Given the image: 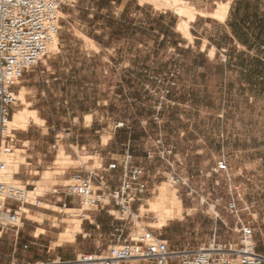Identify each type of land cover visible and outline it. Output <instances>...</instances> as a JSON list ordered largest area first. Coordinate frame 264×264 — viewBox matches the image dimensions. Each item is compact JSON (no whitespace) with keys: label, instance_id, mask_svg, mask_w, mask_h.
<instances>
[{"label":"rangeland","instance_id":"obj_1","mask_svg":"<svg viewBox=\"0 0 264 264\" xmlns=\"http://www.w3.org/2000/svg\"><path fill=\"white\" fill-rule=\"evenodd\" d=\"M127 1L124 10H104L98 19L101 33L95 31L98 24L93 27L91 22L97 0H70L62 8L58 47L14 87L18 100L13 116L18 110H31L39 117L38 122L29 120L32 142L22 141L28 127L16 129L22 162L15 182L27 184L28 189L38 186L39 195L46 197L58 187L70 201L73 198L64 191L75 171L104 169L114 160H123L130 149L149 189L134 205L135 214L124 221L126 234L135 235L147 226L172 246L200 247L214 236L238 240L236 224L241 219L254 225L255 242L264 252L261 73L237 72V65L226 66L219 56L209 62L198 48L186 47L177 29L183 16L172 3L121 0V4ZM180 2L196 8L193 0ZM84 33L103 36L101 52ZM172 73L176 86L169 84ZM160 101L164 104L157 119ZM120 123L125 125L118 127ZM222 159L227 160L229 172L214 171ZM173 175L177 184L170 180ZM162 183L178 191L183 209L181 216L157 227V212L140 207H148ZM234 199L239 212L228 207ZM39 207L32 206L29 212L34 214L32 210ZM66 211L69 225L74 219L82 223L89 218L80 215L79 208ZM104 213L110 221L115 218ZM27 222L24 217L20 243ZM103 238L99 245L94 238L85 242L92 250L108 251L114 236L110 231ZM17 239L12 232L0 239V264L10 261ZM47 255L56 258L58 253ZM125 264L156 263L130 260Z\"/></svg>","mask_w":264,"mask_h":264},{"label":"built area","instance_id":"obj_2","mask_svg":"<svg viewBox=\"0 0 264 264\" xmlns=\"http://www.w3.org/2000/svg\"><path fill=\"white\" fill-rule=\"evenodd\" d=\"M70 0H0V176L8 170V156L17 147L16 128L10 122L13 105L18 100L14 86L26 71L50 54L51 43L59 39L61 10ZM176 86L174 74L169 80ZM169 91V90H168ZM164 97V96H163ZM156 118H160V101ZM125 124L120 123L118 127ZM123 160L108 164L109 170H121L117 186H110L101 168L75 171L70 183L65 185L68 196L80 200V215L86 217L96 207H106L117 220L126 221L135 214L134 205L142 202L148 193V182L135 156L126 150ZM215 172H229L226 159L218 161ZM17 174L14 173L13 176ZM177 184L176 175L170 179ZM35 188V187H34ZM59 192L58 187L55 188ZM28 185L17 184L0 177V238L12 232L18 238L24 225ZM39 197V195H38ZM38 197L36 202H38ZM232 212H239L236 200L228 203ZM240 232L238 240H221L214 236L200 247H178L168 239L147 227L141 235L126 234V225L113 224L114 242L108 251H84L75 259H40L37 261L11 260L4 264H125L130 260L151 261L156 264H264V252L255 242V227L240 219L236 224ZM25 248L28 245L24 246Z\"/></svg>","mask_w":264,"mask_h":264},{"label":"crops","instance_id":"obj_3","mask_svg":"<svg viewBox=\"0 0 264 264\" xmlns=\"http://www.w3.org/2000/svg\"><path fill=\"white\" fill-rule=\"evenodd\" d=\"M193 2L199 11L189 26L192 40L180 30L187 41L186 47L198 48L206 55L209 62L215 61L219 56L226 66L237 65V72H259L261 73V78L264 79V0H193ZM128 3L127 1L123 5L121 4V0H97L95 3L96 7L91 13L93 27H96L97 24L99 27L95 31L101 33L100 29H103L102 25H100L102 23L98 19L104 13V10L112 12V10L120 7H123L122 10H124ZM222 4L227 5L225 16L220 18L213 15ZM106 16H111V14H106ZM84 36L92 41L97 52L102 51L103 46L100 41L103 36H95L88 33H84ZM105 48L109 49L108 47ZM242 50L250 51L251 54L238 55V52ZM256 50L261 54H255L253 51ZM173 74L176 79L175 73ZM25 132L22 141L32 142L33 138L29 136L30 127ZM42 133L44 134V132ZM41 160L42 158L39 161ZM29 164L31 165L32 163L30 162ZM39 165L37 164V166ZM19 173L20 169L16 175H19ZM99 173L105 175L108 184L112 187L120 183L122 175L120 169L109 170L106 167L99 169ZM71 198L73 199L68 201L67 197L65 198L59 189V192L54 190L53 196L46 197L39 195L37 203L29 204L28 208L30 211L32 206H41L38 210H32L33 215L41 219L35 220L30 218L28 216L29 212L24 210V217L28 219V222L23 229L22 242H19V236L16 241L15 250L11 254L12 259L9 258L8 260L37 261L40 259H55L51 255L48 256V253H58L57 257L64 259H75L80 252L99 251L92 250V247L86 244V239L94 238L95 243L99 245L103 242L104 235H107L110 231L114 236L115 229L113 228V224L122 223L126 225L123 221L117 220L115 215V218L110 221L104 213V211H108L109 213L108 208L96 207L87 215L89 218H83L81 230L76 233L74 241L64 242L53 247V244L59 240L60 234L69 225L65 221L68 216L66 209L80 207L79 198L77 196ZM41 203L51 204L50 206L54 208L42 206ZM84 220H88L89 222H84ZM39 229H42V231L37 235ZM18 244L19 247L17 246ZM25 245H28V247L25 248Z\"/></svg>","mask_w":264,"mask_h":264},{"label":"bare ground","instance_id":"obj_4","mask_svg":"<svg viewBox=\"0 0 264 264\" xmlns=\"http://www.w3.org/2000/svg\"><path fill=\"white\" fill-rule=\"evenodd\" d=\"M142 1H150L152 3L157 4H165L166 2L172 3L176 6L178 12L181 16H183L182 20L178 24V29L181 30L187 37L191 38V32L189 30L190 22L196 17V8L191 7L190 5L181 4V0H142ZM180 2V3H179ZM167 4V3H166ZM227 5L222 4L218 11L214 12L213 15L223 18L226 13ZM216 10V9H215ZM205 12V11H204ZM205 14V13H204ZM58 47V39L51 43L50 50L53 48ZM23 93L20 94V97H23ZM33 118L35 122L39 121V117L36 111L31 110H18L11 119V126L18 129V128H26L29 125L30 118ZM21 148H14V151L8 156L9 167L5 173L1 174V178L5 180H12L17 181L16 177L13 176L14 173L19 171L22 159L20 153L17 154ZM63 155V149H60L59 156ZM42 189L40 187H36L34 189H28V200L37 199L38 195L41 193ZM159 194L154 199H149L148 207L142 205L140 209L145 211L146 208L151 209L152 211L157 212L158 222L156 223L157 227H162L168 218H174L176 216H181L182 207H183V200L178 195V191L172 188L167 183H162L159 186ZM48 204V203H47ZM51 205V204H50ZM26 212H29V208L25 205L22 207ZM67 210H74V209H67ZM30 216H34L29 212ZM41 232L42 229H39ZM81 230V220L74 219L72 225H68L60 234L59 240L54 243L55 245L61 244L64 242H70L75 240L76 233ZM142 231H139L135 234L141 235ZM37 235L39 233L37 232Z\"/></svg>","mask_w":264,"mask_h":264}]
</instances>
